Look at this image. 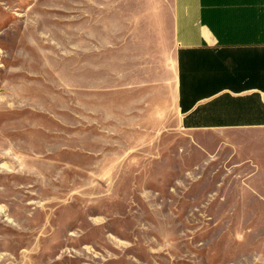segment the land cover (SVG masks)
<instances>
[{
	"label": "rangeland",
	"instance_id": "374dc122",
	"mask_svg": "<svg viewBox=\"0 0 264 264\" xmlns=\"http://www.w3.org/2000/svg\"><path fill=\"white\" fill-rule=\"evenodd\" d=\"M169 4L0 0V264H264L238 188L136 73Z\"/></svg>",
	"mask_w": 264,
	"mask_h": 264
},
{
	"label": "crops",
	"instance_id": "0c3cea01",
	"mask_svg": "<svg viewBox=\"0 0 264 264\" xmlns=\"http://www.w3.org/2000/svg\"><path fill=\"white\" fill-rule=\"evenodd\" d=\"M167 9L148 37L138 31L148 48L136 73L156 84L160 108H174L184 155L238 188L264 253V0H170Z\"/></svg>",
	"mask_w": 264,
	"mask_h": 264
}]
</instances>
